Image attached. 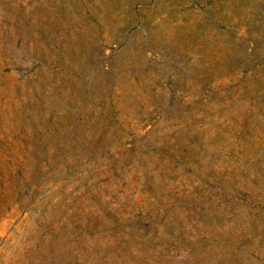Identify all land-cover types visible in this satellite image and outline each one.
I'll list each match as a JSON object with an SVG mask.
<instances>
[{"label": "rangeland", "instance_id": "374dc122", "mask_svg": "<svg viewBox=\"0 0 264 264\" xmlns=\"http://www.w3.org/2000/svg\"><path fill=\"white\" fill-rule=\"evenodd\" d=\"M0 264H264V0H0Z\"/></svg>", "mask_w": 264, "mask_h": 264}]
</instances>
